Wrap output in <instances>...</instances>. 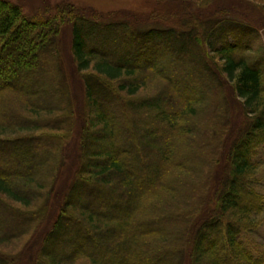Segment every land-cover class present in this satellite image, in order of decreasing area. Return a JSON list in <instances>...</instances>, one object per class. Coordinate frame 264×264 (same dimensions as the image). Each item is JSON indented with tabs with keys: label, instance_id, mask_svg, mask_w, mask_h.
Returning <instances> with one entry per match:
<instances>
[{
	"label": "trees",
	"instance_id": "trees-1",
	"mask_svg": "<svg viewBox=\"0 0 264 264\" xmlns=\"http://www.w3.org/2000/svg\"><path fill=\"white\" fill-rule=\"evenodd\" d=\"M70 8V5H64L57 16L42 19L25 15L21 6L11 0H0V73L4 74L0 78V128L20 122H35L13 113V110H21L19 100L30 109L32 117L41 119L42 110L49 112L51 108L47 107L49 97L44 99L38 95H45L43 91L47 87L50 91L55 90L54 83L69 95L67 82L63 80L59 47L65 23L64 12ZM73 21L72 51L78 69L92 70L96 74H87L83 79L87 100L92 103L90 114L94 116L92 127L84 129L85 135L88 134V141L80 150L84 163L67 193L68 200L70 203L76 194L82 201L84 195L90 193L87 192L90 188L105 198L115 197L118 204L113 212L117 215L100 211V199L93 201V207L81 202H75V206L72 204L74 208L67 206L54 229L52 227L46 236L38 262L63 264V261L70 260L72 264L83 256L89 259V264L91 261L95 264H264V258L256 257L239 238L244 231L258 227L251 215L263 210L264 196L251 184V177L258 164L254 160L258 147L264 145V51L257 52L255 56L245 53L256 47L264 25L225 16L186 19L178 27L142 28L133 22L92 19L80 14ZM231 34L237 37V45L229 42ZM206 48L220 55V66L215 64V58H209ZM190 50L196 51L195 55L188 56L185 61L195 66L199 64L202 72L195 73L190 66L183 76L193 84L203 83L206 99H212L213 88L222 85L225 81L222 76L225 75L233 82L232 88L237 96L243 100L248 123L238 134L230 137L229 145H221L223 141L217 124L220 118L216 110L212 117L200 118L202 115L193 106L198 92L196 89L186 90L184 85L187 81L184 79L176 81L158 71L159 77L169 82L168 90L151 99L133 98L158 70V63L152 65L154 59L147 56L173 51L182 57ZM172 59L176 63L181 62ZM147 62L151 67H144ZM16 72L45 75L40 85L28 90L32 84L28 78L21 87L14 85L12 75ZM204 72L208 73L207 77ZM115 84H121V90L132 98L120 95ZM110 95L118 100V108L123 105L128 108L125 120L134 126L135 132L123 136L110 112L99 109L100 100ZM208 102L214 109L211 100ZM67 104L71 109L72 102ZM144 111L149 113L145 118L140 115ZM138 116L142 120L135 122L133 118ZM151 118L159 129H145ZM42 121L39 120V124ZM50 123L56 125L59 122ZM61 123L65 124L66 120ZM101 134L103 137H99ZM127 139L133 149L130 152L121 147L128 142ZM35 140L41 141V138L33 135L28 139H0V149L22 148L25 155L20 165L23 167L15 173L29 176L32 181L36 170L42 173L46 164L49 165V154L47 158H39L29 146H25ZM98 142L106 146H98ZM224 148L225 153L221 152L225 157L224 167L216 178L217 189L212 193L207 189L214 182L210 172L212 157L218 156ZM152 157L157 158L154 164L150 160ZM31 164H36L35 171L29 169ZM179 168L198 174L199 177L195 176L199 183L186 178ZM5 172L0 171V193L7 195L8 199L22 202L23 198L13 192L11 174ZM169 188H174L171 189L172 194L167 193ZM152 196H158L161 203H150ZM163 203L174 210L165 205L163 208ZM124 206L127 207L126 215L118 216ZM186 207H189L188 211L183 210ZM0 208L17 217L22 214L1 199ZM74 209L81 215H76ZM4 230L0 223V234ZM102 237L110 243L105 250L107 261L83 251L78 247L81 244L70 247L71 242L79 240H90L97 247H102ZM153 238L159 243H155ZM0 261L6 263L2 254Z\"/></svg>",
	"mask_w": 264,
	"mask_h": 264
},
{
	"label": "rangeland",
	"instance_id": "rangeland-1",
	"mask_svg": "<svg viewBox=\"0 0 264 264\" xmlns=\"http://www.w3.org/2000/svg\"><path fill=\"white\" fill-rule=\"evenodd\" d=\"M11 1L21 6L25 15L27 14L29 16L42 19L52 15L57 16L60 14L59 12L62 10L64 5H70L71 7L68 11L64 12L65 23L62 26L59 47L60 57L63 61V65L61 67L64 75L63 80L67 82L69 95L67 96L64 88L59 89L57 84L54 83V88H56L55 90L50 91V87H47L48 89H44L43 91L45 95H38V97L40 96L44 99L46 97L53 99L47 100V107L51 109L49 112L42 110V114H40V117L42 118L39 120L43 121L40 122V124L37 117L31 116L32 113L30 112V109L24 105V102L19 100V105L22 103L20 105L21 110L19 109V112L13 110V113H15L17 116L22 114L23 118L28 117L35 122H31L32 124L30 122H20L13 126L11 124V126H7L5 128L3 127L5 130L0 128L2 129L0 130V139L3 140H14L16 138L28 139L33 135L39 136L41 141L35 140L38 142L34 141L33 144H27L25 146H29L28 148H31V150L39 158H47L46 155L49 154L47 162L49 165L46 164V170L42 173L41 170H36L34 175L35 180L32 181L29 176H18L17 173H15L18 168L23 167L20 165L23 164L22 161L25 155L21 152L22 148L16 149L13 147H4L0 149V171L2 173L6 171L7 173L11 174L14 180L13 183H10L12 185L13 192L17 195L19 194L20 197L23 198L22 202H16L14 200L8 199L7 195L0 193V199L2 202L22 213L17 217L10 215L7 212L5 213V211H1L2 209L0 208V214L3 213L0 215V223L3 224L5 229V232L0 234V255L2 254L5 257L6 263L4 262V264H40L38 262V260L41 259L39 256V251L43 246L44 241H47L46 236L50 233L52 227L54 229L58 217H61V214L64 213L68 207L75 206V202L76 204L77 202L89 203L88 205L93 207V201L95 199H100L99 206H102V208L99 209L100 211L107 212L113 216L117 215L113 212V208L117 207L118 204L116 203L117 199L113 196H110V198H105L97 192L94 193L90 188H87V192L90 193L84 195L85 199L82 201L78 200L76 194L73 195L70 203L68 200L69 198L67 193L74 185L76 178L80 175L79 168L81 164L84 163V160L81 159L80 154L83 144L88 141V134L85 135L86 132L84 129H86L87 126L92 127L91 119L94 116L90 114V107L92 103L87 100V96L85 94L86 83L83 79L87 74H96L95 72H92V70L81 71L78 69V64L72 51L73 27L75 22L73 19L75 16L80 14L92 19H110L117 22H133L137 23V26H141L142 28L155 26L178 27L183 24L184 20L186 19L193 20V18L198 17V19L204 20L210 19L212 16H225L243 22H255L258 24V26H262L264 25V0ZM72 10L73 12H71ZM206 50L209 53V58H215V64L220 66L222 62L220 55L215 52H210V49L208 50L206 48ZM261 51H264L263 30L260 32L258 42L256 41V47L245 54H251L252 56H255L257 52ZM195 52L196 51L193 52L191 50L187 51L182 57L177 56L173 51H167L164 54L147 56L149 59H154L152 65L158 63V66L156 67L158 70L146 80L147 85L142 86L139 89L137 95L133 98H141V100L151 99L160 95L161 93H165L166 90H168L169 82L166 80V78L162 76L159 77L158 71H162L165 75L172 76L176 81H182L184 79L187 81L186 86H188L186 87L184 85L186 90L191 89L194 91L196 89L198 92L195 97L197 99L194 101L193 106L196 108L195 110H197L198 113L202 115L200 118L212 117L213 114H215L214 110H216L217 115H219L218 118H220L217 119V124L220 129L219 134L221 135L223 141L221 145L223 146L224 143L225 145H229L228 140H230V137H233L236 133L238 134L239 131H241V129L248 123V115L246 114L243 100L237 96L236 92L232 88L233 82H230V80H228L225 75L222 76L225 80L222 85H217V87L213 88L212 93L214 95L212 94V99H206V97H204L205 95L202 88L203 83L202 85L201 83L193 84L187 77L184 78L183 73L185 74L186 71H189L190 66L194 68L193 70L195 73L200 74L202 72V70L198 68L199 64L198 66H195L185 61L188 56H194ZM172 58H175L176 60L178 59L181 62L176 63L172 61ZM199 61L200 60H197V63H199ZM53 66H56V64H53ZM144 67H151V63L147 62V64H144ZM204 73L207 77L208 73ZM44 75L45 73L43 75L33 76L27 72H24L23 74L16 72L15 74L13 73L12 76L15 78L14 85L16 87H21L23 83H25L26 78H28V81L30 80V82L33 84L29 86L28 90H33L35 89V85H40L41 78ZM3 76L4 74L0 73V78ZM59 81L60 79H57V82ZM1 86L2 83L0 82V87ZM115 86L117 88V92H119L120 95L124 96L125 98L131 97L128 95V93H125L121 90V84H115ZM209 100H211V103L215 105L214 109L213 107H210L211 105L208 102ZM68 101L72 102L71 109L67 104ZM117 104L118 100L113 95L104 96L103 99L100 100L99 109L110 112V116L116 120L122 135L126 133L130 134L131 131H134V126L130 123H127L125 120V115L128 112V108L124 105L118 108ZM85 115H87L86 117L88 121H86ZM140 115L144 116L145 118L149 115V113L144 111ZM57 120L59 123L56 125H54V123H50ZM62 120H66V123H61ZM133 120L137 122V120H142V117H134ZM145 129L157 130L159 129V125L156 123V121H154V119L151 118L149 125L145 126ZM193 135L197 136L196 133ZM99 137H103V135L101 134ZM127 140L128 142H124L121 147L130 152L133 149L131 148V142H129V139ZM102 145L106 146V144L98 142V146ZM27 147L24 148L28 149ZM221 152L225 153V148L222 151H219L218 156L212 157L211 161L213 163V167L210 169V172L214 182H212L207 189L212 191V193H215L214 191L217 189L216 178H218L220 171H222V168L224 167L222 162L225 157ZM176 159L180 158L176 157ZM150 160L153 164L157 162V158L155 157H152ZM254 160L258 164L256 166L254 175L251 177V184L255 185V187L258 189V192L264 196V145L258 147ZM35 163L37 162L35 161ZM29 166L31 167L29 169H34L35 171L36 164L35 166H33V164ZM178 170L189 180L197 184L199 183V181H197L199 179L198 174H195L194 172L192 173L189 170L183 168H179ZM150 188L152 189V187ZM150 188H148V190ZM171 189L174 188L167 189V193L172 194ZM149 201L150 203H161L158 196H152V198L150 197ZM262 204L263 210L260 213H252L251 215L252 219L258 223V227L256 229L249 230V232L244 231L239 238L243 242L242 245L253 251L256 257L260 256L264 258V200ZM123 205H125V203H123ZM164 205L169 207L168 204L163 203V208ZM169 208L171 209V207ZM187 208L189 207H186L183 210L188 211L189 209ZM73 211L76 213V215H81V212L76 211L75 209ZM126 212L127 207L124 206V210H121V213H119L118 216H125ZM21 215L24 217L22 218ZM55 235L56 234L52 235V237H55ZM107 240H102V247H97L95 242L92 241L91 243L90 240H79V242L76 240L77 243L73 241L70 243V247L75 248V246L81 244V246L78 247H81L83 251L91 252L98 258L107 261L105 250L107 249L106 245L108 246L110 244ZM155 240L156 239L153 238V241L156 243L157 241ZM48 243H46L47 247L49 246ZM157 243H159V240ZM70 262V260H65L63 261V264H71ZM0 264H3V262L0 261ZM72 264H89V259L82 256V258L72 261ZM90 264L95 263L94 261H91ZM154 264H159V262H154ZM231 264L236 263L231 262Z\"/></svg>",
	"mask_w": 264,
	"mask_h": 264
},
{
	"label": "bare ground",
	"instance_id": "bare-ground-1",
	"mask_svg": "<svg viewBox=\"0 0 264 264\" xmlns=\"http://www.w3.org/2000/svg\"><path fill=\"white\" fill-rule=\"evenodd\" d=\"M232 35V34H231ZM229 38V42L231 43V44H233V45H237L238 44V42H237V37H235V36H230V37H228ZM239 49V48H238Z\"/></svg>",
	"mask_w": 264,
	"mask_h": 264
}]
</instances>
